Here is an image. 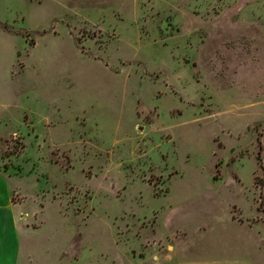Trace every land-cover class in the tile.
<instances>
[{"label":"rangeland","instance_id":"rangeland-1","mask_svg":"<svg viewBox=\"0 0 264 264\" xmlns=\"http://www.w3.org/2000/svg\"><path fill=\"white\" fill-rule=\"evenodd\" d=\"M0 170L53 264H264V0H0Z\"/></svg>","mask_w":264,"mask_h":264},{"label":"crops","instance_id":"crops-1","mask_svg":"<svg viewBox=\"0 0 264 264\" xmlns=\"http://www.w3.org/2000/svg\"><path fill=\"white\" fill-rule=\"evenodd\" d=\"M26 187L21 176L0 170V262L2 264H53L42 251L34 247V232L43 225L42 211H30L25 200L17 198ZM41 220V225L35 221ZM170 249L172 244L168 245ZM158 259L159 255L154 254ZM57 264H69L59 257ZM212 264H231L212 260Z\"/></svg>","mask_w":264,"mask_h":264},{"label":"snow or ice","instance_id":"snow-or-ice-1","mask_svg":"<svg viewBox=\"0 0 264 264\" xmlns=\"http://www.w3.org/2000/svg\"><path fill=\"white\" fill-rule=\"evenodd\" d=\"M0 264H2V262H0Z\"/></svg>","mask_w":264,"mask_h":264}]
</instances>
